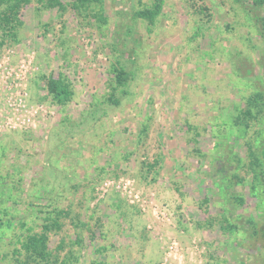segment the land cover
<instances>
[{
    "label": "rangeland",
    "instance_id": "374dc122",
    "mask_svg": "<svg viewBox=\"0 0 264 264\" xmlns=\"http://www.w3.org/2000/svg\"><path fill=\"white\" fill-rule=\"evenodd\" d=\"M251 1L162 0L151 27L134 13L152 0L21 10L0 46V264L25 259L53 208L67 212L49 234L55 264H264L258 127L232 125L264 91V4ZM114 64L129 79L113 91ZM59 77L63 106L46 89Z\"/></svg>",
    "mask_w": 264,
    "mask_h": 264
},
{
    "label": "trees",
    "instance_id": "16d2710c",
    "mask_svg": "<svg viewBox=\"0 0 264 264\" xmlns=\"http://www.w3.org/2000/svg\"><path fill=\"white\" fill-rule=\"evenodd\" d=\"M44 2L45 6L49 9L63 10L64 7L60 0H39ZM71 7L74 10H88L94 3L100 2V0H71ZM31 0H0V6H4L0 13V31L2 32V39L0 46L4 44V41H15L16 33L22 26V22L19 19L21 10L27 6ZM254 7H260L264 4V0H252ZM162 0H152L149 6H144L140 10L134 13V17L145 21L148 26H153L157 18L162 11ZM255 21L260 26V33L264 35V16L257 17ZM264 72V63H262ZM112 79L114 86L111 89L114 91L118 87H123L129 79V73L120 64H114L111 69ZM46 89L48 94L52 97L55 103L59 105H65L72 98V90L69 84L61 77L49 78L46 80ZM112 104L117 105L118 101L115 98H108ZM252 125H257L258 129L254 131L257 135L253 141L247 142L249 163L248 167L252 173V179L250 184V190L252 194L259 199V213L264 221V190L260 189L261 182L264 180V91H255L247 99L245 106L242 110H239L235 117L232 118V125L240 133L241 130ZM223 143L216 144L217 148H223ZM223 157L220 158L226 161L228 160L226 151L223 149ZM147 171L154 169L153 165H146ZM263 207V208H262ZM49 214L52 216H46L41 230L37 233L30 232L21 241V250L25 254V259H14L16 264H55V259L49 250V234L61 229L62 223L60 219L67 217V212L53 208ZM253 226H256V222H250ZM260 232L264 234V222L260 224ZM20 253L19 251H15Z\"/></svg>",
    "mask_w": 264,
    "mask_h": 264
}]
</instances>
